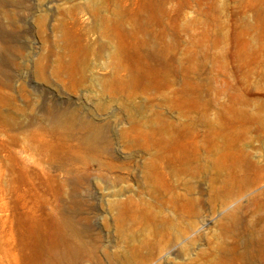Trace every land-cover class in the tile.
I'll use <instances>...</instances> for the list:
<instances>
[{"label":"rangeland","instance_id":"obj_1","mask_svg":"<svg viewBox=\"0 0 264 264\" xmlns=\"http://www.w3.org/2000/svg\"><path fill=\"white\" fill-rule=\"evenodd\" d=\"M0 236L264 264V0H0Z\"/></svg>","mask_w":264,"mask_h":264},{"label":"bare ground","instance_id":"obj_2","mask_svg":"<svg viewBox=\"0 0 264 264\" xmlns=\"http://www.w3.org/2000/svg\"><path fill=\"white\" fill-rule=\"evenodd\" d=\"M8 239H10L9 236L6 239L0 236V264H19V261H18L17 257L15 255H13V254H7L5 257H3V254H4L3 251L5 250V241H9ZM71 253L72 252L69 250L68 252H65L64 254L58 253L57 255L61 256L62 258H64L66 256H70ZM5 261H6V263H5Z\"/></svg>","mask_w":264,"mask_h":264}]
</instances>
